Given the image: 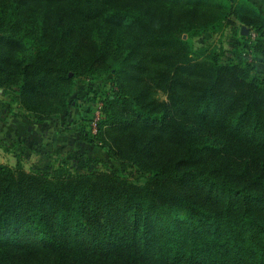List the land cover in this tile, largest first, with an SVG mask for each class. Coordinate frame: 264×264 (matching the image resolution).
<instances>
[{
    "label": "trees",
    "instance_id": "trees-1",
    "mask_svg": "<svg viewBox=\"0 0 264 264\" xmlns=\"http://www.w3.org/2000/svg\"><path fill=\"white\" fill-rule=\"evenodd\" d=\"M229 19L250 30L234 50L194 46ZM252 32L261 39L264 14L251 0H0L9 107L57 119L78 77L103 76L89 139L148 175L0 166V264H264Z\"/></svg>",
    "mask_w": 264,
    "mask_h": 264
},
{
    "label": "rangeland",
    "instance_id": "rangeland-1",
    "mask_svg": "<svg viewBox=\"0 0 264 264\" xmlns=\"http://www.w3.org/2000/svg\"><path fill=\"white\" fill-rule=\"evenodd\" d=\"M254 3L264 13V2L260 5ZM243 27L247 28V32L243 31ZM249 31L247 26L229 19L222 33L197 37L194 46L223 49L229 53L241 40L240 35L249 34ZM252 38L254 42H259L261 51L250 56L251 59L254 57L256 71L264 77V33L258 40L256 32H252ZM107 77L105 75L104 78ZM99 79L91 81L85 76L78 77L75 82V104L62 117L44 123L30 121L17 105L11 109L10 97L0 91V166L16 168L20 164L27 171L41 173H51L58 168L70 169L74 173L118 171L136 183H144L148 178L146 173L113 158L107 148L89 139L102 112L103 95L110 89L103 76ZM158 98L164 101L166 95L160 93ZM17 129L21 130L17 132ZM3 143H8L9 148L6 149Z\"/></svg>",
    "mask_w": 264,
    "mask_h": 264
},
{
    "label": "crops",
    "instance_id": "crops-1",
    "mask_svg": "<svg viewBox=\"0 0 264 264\" xmlns=\"http://www.w3.org/2000/svg\"><path fill=\"white\" fill-rule=\"evenodd\" d=\"M253 2H257L259 5L260 4H262L263 2H264V0H252ZM264 14V13H263ZM13 118H15V116H12ZM13 120H15V119H13ZM19 130H21V129H17V132H19ZM21 132V131H20ZM23 132L25 133V131L23 130ZM14 140L16 141L17 140V138H15V135H14ZM2 144V143H1ZM0 144V145H1ZM4 145H5V148L6 149H8L9 147L6 145V144H8V143H3Z\"/></svg>",
    "mask_w": 264,
    "mask_h": 264
},
{
    "label": "built area",
    "instance_id": "built-area-1",
    "mask_svg": "<svg viewBox=\"0 0 264 264\" xmlns=\"http://www.w3.org/2000/svg\"><path fill=\"white\" fill-rule=\"evenodd\" d=\"M102 108H103V106H101V110H102ZM100 114H101V112H100ZM100 117H101V115H100ZM100 117L97 118V122L100 119ZM97 122H96V127L93 128V134H95L97 132Z\"/></svg>",
    "mask_w": 264,
    "mask_h": 264
},
{
    "label": "water",
    "instance_id": "water-1",
    "mask_svg": "<svg viewBox=\"0 0 264 264\" xmlns=\"http://www.w3.org/2000/svg\"><path fill=\"white\" fill-rule=\"evenodd\" d=\"M243 31H246L247 32V28L246 27H243Z\"/></svg>",
    "mask_w": 264,
    "mask_h": 264
}]
</instances>
